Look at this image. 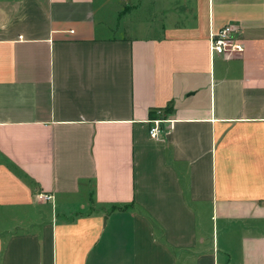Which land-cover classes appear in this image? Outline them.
Returning <instances> with one entry per match:
<instances>
[{
  "label": "crops",
  "instance_id": "crops-1",
  "mask_svg": "<svg viewBox=\"0 0 264 264\" xmlns=\"http://www.w3.org/2000/svg\"><path fill=\"white\" fill-rule=\"evenodd\" d=\"M0 264H264V0H0Z\"/></svg>",
  "mask_w": 264,
  "mask_h": 264
},
{
  "label": "built area",
  "instance_id": "built-area-1",
  "mask_svg": "<svg viewBox=\"0 0 264 264\" xmlns=\"http://www.w3.org/2000/svg\"><path fill=\"white\" fill-rule=\"evenodd\" d=\"M210 48L213 54L225 55L227 53H242L244 44L236 38L235 29L227 25L217 31H212L210 37ZM162 111H158L160 114ZM149 135L152 138H159L165 132L163 123L168 122L162 117L152 118L150 121ZM44 199H52V195L40 194Z\"/></svg>",
  "mask_w": 264,
  "mask_h": 264
}]
</instances>
